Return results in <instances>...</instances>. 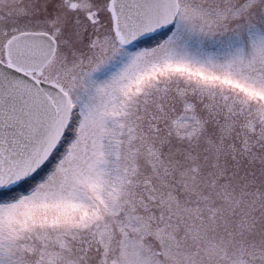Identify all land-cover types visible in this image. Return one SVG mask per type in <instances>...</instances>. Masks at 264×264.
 <instances>
[{
	"label": "snow or ice",
	"instance_id": "obj_1",
	"mask_svg": "<svg viewBox=\"0 0 264 264\" xmlns=\"http://www.w3.org/2000/svg\"><path fill=\"white\" fill-rule=\"evenodd\" d=\"M0 264H264V0H0Z\"/></svg>",
	"mask_w": 264,
	"mask_h": 264
}]
</instances>
